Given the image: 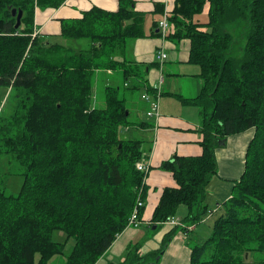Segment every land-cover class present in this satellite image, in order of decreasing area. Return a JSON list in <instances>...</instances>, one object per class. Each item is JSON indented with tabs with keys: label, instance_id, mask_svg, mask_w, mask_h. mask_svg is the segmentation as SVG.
Returning a JSON list of instances; mask_svg holds the SVG:
<instances>
[{
	"label": "trees",
	"instance_id": "obj_1",
	"mask_svg": "<svg viewBox=\"0 0 264 264\" xmlns=\"http://www.w3.org/2000/svg\"><path fill=\"white\" fill-rule=\"evenodd\" d=\"M64 1L0 0V85L15 90L3 147L23 170L16 195L0 191V264H50L54 257L96 264L146 196L145 174L136 168L146 157L143 142L119 133L124 126H150L129 121L119 87L104 90L102 107L91 105L100 71L133 76L143 89L144 70L127 54L146 37L145 16L134 11V0H118L115 12L92 7L60 22L59 36L77 46L33 36L35 11L58 9ZM12 9L22 11L18 29ZM163 12L156 4L155 14ZM168 14V34L153 27L149 36L189 41L188 62L198 67L202 87L196 98L180 99L199 109L202 153L175 154L158 167L175 186L163 188L152 226L156 231L180 206L187 209L183 222L205 220L216 148L252 130L243 172L211 236L192 247L190 264H264V0H174ZM179 230L165 234L160 249L144 258L139 244L128 245L116 264L154 262ZM54 231L63 233L64 243L52 241Z\"/></svg>",
	"mask_w": 264,
	"mask_h": 264
},
{
	"label": "crops",
	"instance_id": "obj_2",
	"mask_svg": "<svg viewBox=\"0 0 264 264\" xmlns=\"http://www.w3.org/2000/svg\"><path fill=\"white\" fill-rule=\"evenodd\" d=\"M173 2L174 0H135L134 11L140 12L145 15V18H148L150 15H155L156 4H163L164 11L169 13L173 9ZM92 7L115 12L118 9V0H65L58 9L36 10L34 29L40 30V34L48 37V39L52 35L59 36L60 20L78 19L83 12L89 11ZM161 16H157L158 21L153 22L155 32H158L157 24ZM51 30L55 31L52 33ZM160 51L167 54V59L163 62L155 59V54ZM127 55L132 58L134 63H138L139 68H144L145 76L143 80L146 84H140V86L146 92V89H148L151 95L155 94L157 96V92L160 93L162 98L161 108L165 112L159 115L154 128L153 126L150 129L147 128L150 133L153 130L155 133L154 144L145 152L146 157L144 160L148 164L149 171L145 182L147 191L143 200L144 211L140 222L136 227L124 229L96 264L122 262L126 247L130 244H140L138 254L141 258L154 253L160 247L159 243L161 244L164 235L176 227L171 222L163 223L160 226L163 229L153 241L146 237L152 239L154 235L150 233V230H152L151 218L163 188L174 187L175 183L169 173L159 170L158 167L162 162L170 160L175 154L196 157L202 153L199 146L202 140V134L199 130L201 122L199 109L194 104L182 103L181 101V99L196 98L202 87V80L198 76V67L188 62L189 41L173 38L166 40L156 36L144 37L133 43L132 51L128 52ZM158 69L160 71L159 79L162 78V83L159 91H156L151 87L149 78L153 79L156 87L158 78L156 72ZM150 72H152V75H150ZM184 80L191 83L190 90L183 91L180 87V83ZM183 85L187 87L188 83ZM216 175L212 177L206 187L205 202L208 208L212 210H210L211 212L207 215L206 220L202 221L203 224L212 225L214 220L221 214L222 204L231 197L234 183L237 181L226 177L222 178L219 174ZM177 212H184V215L180 216L181 218L177 217L182 226L170 241L158 263L155 261V264H190V252L193 245H201L204 242L203 235L202 237H195L196 239H192V236H190L196 228L193 224L183 222L184 217L187 215V209L179 208ZM187 236L191 238L189 239Z\"/></svg>",
	"mask_w": 264,
	"mask_h": 264
},
{
	"label": "rangeland",
	"instance_id": "obj_3",
	"mask_svg": "<svg viewBox=\"0 0 264 264\" xmlns=\"http://www.w3.org/2000/svg\"><path fill=\"white\" fill-rule=\"evenodd\" d=\"M134 4H135V0H134ZM45 10L46 9H44V11ZM165 15L167 16V20H168L169 14L164 11L159 21H161ZM157 16L159 15L155 14V15H150L148 18H145L144 32H145L146 37H150L149 36L150 29L153 28V24H154L153 22L158 21ZM61 21L62 20H60L59 23ZM35 30H37L38 32L36 35H39L41 31L38 29H34L33 33L35 32ZM54 31L55 30H51L52 33ZM49 41L52 43L62 44V45H72L73 46L77 44L73 40L68 41V40L62 39L59 36H54V35L50 37ZM82 42H83L82 44H85V41H82ZM143 70L144 68H142V71ZM156 73L158 77V78L156 77L157 78L156 87H155V84L153 83V79L149 78V82L153 89L155 88L159 89V75H160L159 69L157 70ZM141 75L144 77L145 73H142ZM150 75H152V72H150ZM125 82L128 84V86H124ZM138 82L139 81L133 76L129 77L128 80H125L123 76L121 75V72L119 71L104 70V71L97 72L96 77H95L94 86L91 92V105L102 107L104 105L103 103V97L105 95L104 90L108 86L116 87V88L119 87L118 95L120 98L124 99V104L126 108L129 110V113H130L129 121L131 123L132 122L133 123H141V122L146 123L150 126V127H147L148 129H150L152 126L154 128L156 119L148 117L147 112L149 108L151 109L152 106L155 103H157L159 114L161 113L163 114L165 111L163 108H161L162 98L160 96H156L155 94L151 95L149 94V92H146L143 89L139 88ZM184 83H188V86L185 87L183 85ZM180 87L183 89V91L190 90L191 83L187 80H184L180 83ZM14 93H15V90L11 89L10 86L0 85V191H3L6 195H16L22 185L21 174L23 170L13 160V158L9 154L6 153L3 147V139L5 136H4V133L2 132V128H3V125L6 123V120L9 118V116L13 112ZM172 107L174 108V106ZM189 108H193V107H189ZM140 128L141 127L137 128V126L126 128L124 126L120 128L119 135L121 138H124V139L133 138L135 140H141L143 142L142 148L144 151H146L148 150L149 147L151 148L152 145L154 144L155 131L153 130L150 133L147 128L146 129H140ZM251 134H253L252 130H247L237 135L230 136L226 139V142L224 144L225 146L223 145V147L216 148L215 150V159H216V164H217V175L216 176H218L219 174L222 178L226 177L230 180L231 179L239 180L243 172V169H244L245 152L252 138ZM142 161H146V160H142ZM144 174L145 176L143 178V183L146 182V179L148 177L147 176L148 172ZM179 208H186V207L180 206ZM183 215H184V212H179V213L177 212V215L174 219L179 220V218L177 217H180ZM203 222L195 225V228H196L195 232L193 234H190V236H192V239H196L195 237H198V236L202 237L203 235L204 236L203 238H205L204 239L205 241L211 236L212 225L203 224ZM162 229H163L162 227H159L156 231L150 230L151 231L150 233L154 235L152 239L149 237H146V238L150 239V241H153V239L159 233H161ZM187 237L189 238V236ZM51 238H52V241L54 242L64 243L65 241V237L61 231H54L51 235ZM169 243L167 244L166 247H168ZM136 244H139V243H136ZM161 245H162V241H161V244L159 243L160 247ZM160 247L157 248L156 251L159 250ZM71 249H72V243L68 242L65 245V253L69 254ZM164 251L158 256L159 259L161 258ZM58 258L59 257L52 258L53 260L52 259H51L52 261L50 260V264H63V261L60 258L59 259Z\"/></svg>",
	"mask_w": 264,
	"mask_h": 264
},
{
	"label": "built area",
	"instance_id": "obj_4",
	"mask_svg": "<svg viewBox=\"0 0 264 264\" xmlns=\"http://www.w3.org/2000/svg\"><path fill=\"white\" fill-rule=\"evenodd\" d=\"M158 30L160 31V33L162 34L163 37H165L168 32H169V23H168V20H167V16L165 15L163 17V19L161 21L158 22ZM37 30H35L34 32V35L35 36L37 34ZM155 58L157 61L159 62H163L167 59V54L164 52V51H160V52H157L155 54ZM162 83V78L160 77L159 79V87H160V84ZM156 91H159V89L155 88ZM157 96H160V93L157 92ZM148 99V98H147ZM150 106V105H149ZM159 110H158V104L155 103L152 108L148 110L147 112V116L150 117V118H155L156 121L158 120L159 118ZM136 168L138 171L142 172V173H147L149 171V167H148V164L145 162V161H142V162H139L136 164ZM143 207V201L138 198L137 199V202H136V206L130 216V219H129V222H128V227H136L139 222H140V219L138 217V211L139 209H141ZM168 222H171L173 225L177 226L180 228V226H182L181 222H179L177 219H170ZM166 223V222H165Z\"/></svg>",
	"mask_w": 264,
	"mask_h": 264
},
{
	"label": "water",
	"instance_id": "obj_5",
	"mask_svg": "<svg viewBox=\"0 0 264 264\" xmlns=\"http://www.w3.org/2000/svg\"><path fill=\"white\" fill-rule=\"evenodd\" d=\"M11 15L12 17H15L16 19V24H15V29H18L20 24H21V18H22V11H17L16 9H12V12H11ZM159 32V30H157ZM224 145V144H223ZM156 229V226H152V230H155ZM159 260V258L157 257L155 259V261ZM155 261L154 262H148L146 264H155Z\"/></svg>",
	"mask_w": 264,
	"mask_h": 264
}]
</instances>
